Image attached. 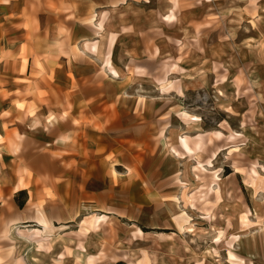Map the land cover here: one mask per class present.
<instances>
[{"label":"crops","instance_id":"obj_1","mask_svg":"<svg viewBox=\"0 0 264 264\" xmlns=\"http://www.w3.org/2000/svg\"><path fill=\"white\" fill-rule=\"evenodd\" d=\"M171 8L0 0V264H73L84 211L131 181L146 189L171 128L155 73L172 57Z\"/></svg>","mask_w":264,"mask_h":264},{"label":"rangeland","instance_id":"obj_2","mask_svg":"<svg viewBox=\"0 0 264 264\" xmlns=\"http://www.w3.org/2000/svg\"><path fill=\"white\" fill-rule=\"evenodd\" d=\"M156 2L175 9L155 68L171 128L145 190L131 181L84 211L70 262L264 264V0Z\"/></svg>","mask_w":264,"mask_h":264},{"label":"bare ground","instance_id":"obj_3","mask_svg":"<svg viewBox=\"0 0 264 264\" xmlns=\"http://www.w3.org/2000/svg\"><path fill=\"white\" fill-rule=\"evenodd\" d=\"M93 47V46H92ZM95 50H96V48H95ZM39 124V123H38ZM35 125H37V124H35ZM21 135V134H20ZM167 135V134H166ZM171 136V135H170ZM165 140V139H164ZM169 145V147L171 148V143L170 142H167V146ZM170 150V149H169ZM28 187V186H27ZM18 223V222H17ZM47 223V222H46ZM48 225V224H47ZM187 225V224H186ZM185 226V225H184ZM50 227H51V225H50ZM138 231H140V232H142V230L141 229H138ZM145 233V232H144ZM135 235V234H134ZM8 236V235H7ZM140 237V236H139ZM9 238V237H8ZM12 242V241H11ZM14 243H15V241H14ZM37 249V248H36ZM39 249V248H38ZM93 259H94V256H89L88 257V259H87V263H85V264H93ZM150 262V260L149 261H147L146 263L148 264Z\"/></svg>","mask_w":264,"mask_h":264},{"label":"trees","instance_id":"obj_4","mask_svg":"<svg viewBox=\"0 0 264 264\" xmlns=\"http://www.w3.org/2000/svg\"><path fill=\"white\" fill-rule=\"evenodd\" d=\"M21 194H22V192L19 193V195H21ZM17 203L19 204V206H23L24 201H18V199H17Z\"/></svg>","mask_w":264,"mask_h":264}]
</instances>
